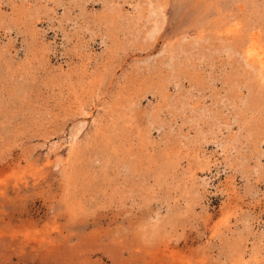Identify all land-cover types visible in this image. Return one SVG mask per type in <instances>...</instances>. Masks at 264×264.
<instances>
[{"label": "rangeland", "instance_id": "1", "mask_svg": "<svg viewBox=\"0 0 264 264\" xmlns=\"http://www.w3.org/2000/svg\"><path fill=\"white\" fill-rule=\"evenodd\" d=\"M252 42L264 0H0V264H264Z\"/></svg>", "mask_w": 264, "mask_h": 264}, {"label": "bare ground", "instance_id": "2", "mask_svg": "<svg viewBox=\"0 0 264 264\" xmlns=\"http://www.w3.org/2000/svg\"><path fill=\"white\" fill-rule=\"evenodd\" d=\"M261 46V45H260ZM256 44V42H252L245 50L246 57H253L255 59V63H257L258 75L262 82H264V70L263 67V58L264 55V47H260ZM252 58V59H253Z\"/></svg>", "mask_w": 264, "mask_h": 264}]
</instances>
